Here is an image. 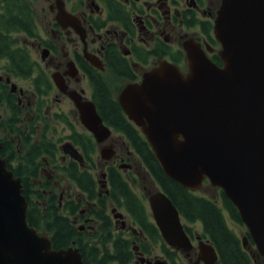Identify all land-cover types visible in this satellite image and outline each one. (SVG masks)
I'll use <instances>...</instances> for the list:
<instances>
[{"label": "flooded vegetation", "instance_id": "flooded-vegetation-1", "mask_svg": "<svg viewBox=\"0 0 264 264\" xmlns=\"http://www.w3.org/2000/svg\"><path fill=\"white\" fill-rule=\"evenodd\" d=\"M223 1L0 0V28L5 30L0 33V44L2 36L11 44L8 51L0 53V153L11 162L10 156L23 157L26 143H54L53 147L42 148L44 154L34 155L42 162L38 164L40 178L32 186L40 190L39 184L44 181L50 193L58 194L61 216L85 231L100 222L91 216L97 203L82 185L86 181L72 177L71 172L74 165L77 171L93 175L100 183L94 173L99 161L93 163L85 156L86 139L94 143L96 151L92 155L106 164L107 188L98 186V193L109 197L110 223H114L116 232L134 240L135 259L130 264H145L140 260L143 253L138 244L147 240V236L127 207L112 200V185L107 179L109 168L114 167L134 192L146 199L148 206L152 190H147L144 196L137 192V186L145 180L142 168L157 188L160 184L130 144L131 136L124 128L134 127L137 136L145 138V135L125 113L119 97L127 85L142 82L146 73L164 61L187 74L190 70L187 45L200 47L212 61L223 66L222 45L215 33ZM73 96L95 104L112 131L105 140L98 142L83 124ZM112 112H120L122 119H113ZM76 137L81 138L80 143ZM65 143L75 146L77 158L65 152ZM109 150L111 157L102 158L101 153L107 154ZM132 159L135 164L129 162ZM213 188L216 193L205 196L239 222V233L251 264H264V255L241 218H236L226 204L222 189ZM43 191L46 193L47 188ZM119 222L121 226L117 225ZM185 223L193 229L190 236L195 247L189 255L179 252L188 264H193L202 257L197 243L201 224Z\"/></svg>", "mask_w": 264, "mask_h": 264}, {"label": "water", "instance_id": "water-1", "mask_svg": "<svg viewBox=\"0 0 264 264\" xmlns=\"http://www.w3.org/2000/svg\"><path fill=\"white\" fill-rule=\"evenodd\" d=\"M215 33L223 66L187 45V74L164 61L142 82L127 85L119 99L165 174L193 191L206 178L221 187L264 255V0H224ZM74 99L83 124L98 142L105 140L112 131L95 104ZM63 147L78 157L72 143ZM7 163L0 157V264H84L79 248L57 249L48 234L29 225L21 177ZM148 199L165 242L189 255L194 244L173 200L160 188ZM199 249L202 257L193 264H217L209 240H200ZM140 260L169 264L164 258Z\"/></svg>", "mask_w": 264, "mask_h": 264}, {"label": "trees", "instance_id": "trees-1", "mask_svg": "<svg viewBox=\"0 0 264 264\" xmlns=\"http://www.w3.org/2000/svg\"><path fill=\"white\" fill-rule=\"evenodd\" d=\"M4 31L3 28H0V33ZM4 38L5 36H2L0 53L8 51L11 48L8 39ZM112 114L114 115L113 119H122L120 112H112ZM115 128L121 129L118 126H115ZM124 129L131 136V146L140 153L146 167L153 174L160 187L179 208L182 219L189 222L198 221L202 224V228L199 229L200 235L202 238L210 240L213 243L219 254L221 264H251L249 256L244 250L243 240L228 225L222 208L214 200L197 195L167 176L146 139L140 135L137 136L134 127H126ZM76 139L80 143L81 138L76 137ZM86 140L87 153L85 156H88L93 163H96L99 161V157L92 155L96 151V145L90 140ZM24 146L27 148L23 152V157L10 156L11 162L8 164V167L16 175L22 177L25 195L30 203L28 210L29 224L36 226L40 232L48 233L53 246L57 249L72 246L75 241L83 253L85 264H130L134 261V240L127 239L121 233L116 232L114 223H110V217L107 213L109 197L106 194L99 195V182H97L94 176L92 175L91 177L84 172L77 171L76 167L72 165V177H76L83 182L86 181L85 185H82L86 188L90 199L94 203H97L96 207L91 211V216L100 221L92 229L81 231L69 219L61 216L59 213L58 194L50 193L49 187L44 181L39 184L40 190H35L32 186L40 178L38 164L42 162L39 156L35 157L34 155L38 154V152H40L39 155L44 154L42 148L53 147L54 143H26ZM34 148L36 149L35 152ZM15 159L16 161H14ZM18 163L22 164V166H18ZM108 178L112 185V200L119 205L127 207L133 220L147 236V240L141 245L138 244L139 249H142V253L147 258H152L155 255V251L158 248H162L165 257L171 264H188L178 250L169 247L163 240L158 227L151 217L146 199L144 200L138 196L114 167L109 168ZM43 188H47L46 193L43 191ZM45 201L46 206H43ZM226 204L230 207L236 218H240L234 204L227 198ZM185 228L189 235H191L193 232L192 227L185 225Z\"/></svg>", "mask_w": 264, "mask_h": 264}, {"label": "rangeland", "instance_id": "rangeland-1", "mask_svg": "<svg viewBox=\"0 0 264 264\" xmlns=\"http://www.w3.org/2000/svg\"><path fill=\"white\" fill-rule=\"evenodd\" d=\"M100 144V143H99ZM102 154V153H101ZM104 160L103 159H101V160H99V166H98V168L96 169V171H94V173H95V175H96V177H97V179L98 180H103V183H105L106 184V177H103L101 174H102V172H104L105 170H106V168H105V166H106V164H104ZM128 162V161H127ZM129 162H131L132 164H135V160L134 159H132V161H129ZM142 175L145 177V180L143 181V184H139L138 186H137V192L140 194V195H143L144 196V194H145V192L147 191V190H152V191H154V190H156L157 189V185H156V183H154V181L152 180V178L146 173V171L144 170V168H142ZM55 174L56 175H58V173L57 172H55ZM141 179V178H140ZM101 184H102V182H101ZM99 186H101L100 185V183H99ZM106 188H107V186H106ZM106 188H104V189H106ZM59 191H60V189H58ZM152 191H150V192H152ZM197 194H199V195H206V196H210V195H212V194H214V193H216V191H215V189L209 184V183H206V184H204V186L202 187V189H200L199 191H197L196 192ZM112 207V206H111ZM120 211H122V212H124L125 214H127L125 211H126V209L124 210V209H119ZM225 217H226V220H227V222H228V225L230 226V228L231 229H233L234 231H237L238 233L240 232V226H239V222L238 221H236V220H234L233 218H231L229 215H228V213H226L225 214ZM117 225H122V223L121 222H119V223H117ZM202 228V226L200 225L199 226V229H201ZM240 234V233H239ZM241 235V234H240ZM241 237H242V235H241ZM196 242H197V240H196ZM198 243V242H197ZM196 243V244H197ZM152 258H155V259H157V258H165V253H164V251H163V249L162 248H158L156 251H155V255H153L152 256Z\"/></svg>", "mask_w": 264, "mask_h": 264}]
</instances>
